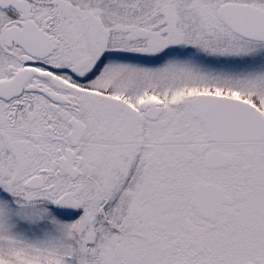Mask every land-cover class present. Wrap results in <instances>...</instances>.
<instances>
[{"label":"snow or ice","instance_id":"6c2138e0","mask_svg":"<svg viewBox=\"0 0 264 264\" xmlns=\"http://www.w3.org/2000/svg\"><path fill=\"white\" fill-rule=\"evenodd\" d=\"M0 264H264V0H0Z\"/></svg>","mask_w":264,"mask_h":264}]
</instances>
